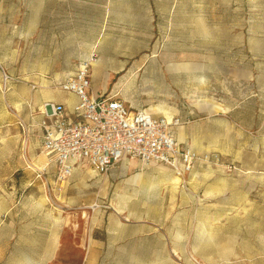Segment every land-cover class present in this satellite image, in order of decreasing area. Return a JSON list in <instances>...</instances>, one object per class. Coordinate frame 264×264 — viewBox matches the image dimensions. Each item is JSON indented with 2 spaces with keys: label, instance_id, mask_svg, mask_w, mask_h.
<instances>
[{
  "label": "rangeland",
  "instance_id": "1",
  "mask_svg": "<svg viewBox=\"0 0 264 264\" xmlns=\"http://www.w3.org/2000/svg\"><path fill=\"white\" fill-rule=\"evenodd\" d=\"M83 61L218 161L62 183L24 105ZM0 264H264V0H0Z\"/></svg>",
  "mask_w": 264,
  "mask_h": 264
},
{
  "label": "built area",
  "instance_id": "2",
  "mask_svg": "<svg viewBox=\"0 0 264 264\" xmlns=\"http://www.w3.org/2000/svg\"><path fill=\"white\" fill-rule=\"evenodd\" d=\"M90 65L89 61L80 62L73 74L54 85L76 95L73 117L52 101H45L38 108L41 119L36 125L41 147L48 161L55 165L58 180L65 182L78 163L106 174L126 157L167 165L180 178L198 162L218 161L216 154H199L178 142L174 131L182 124L179 117L130 110L119 98L91 95ZM4 77L7 81L8 77ZM36 87L31 84V89ZM21 125L26 132L22 121Z\"/></svg>",
  "mask_w": 264,
  "mask_h": 264
},
{
  "label": "crops",
  "instance_id": "3",
  "mask_svg": "<svg viewBox=\"0 0 264 264\" xmlns=\"http://www.w3.org/2000/svg\"><path fill=\"white\" fill-rule=\"evenodd\" d=\"M68 75H71V74H68ZM65 76H67V75H65ZM35 89H31V90H35ZM34 100H35L34 102L31 100L25 101V105H24L25 110H29L30 112H34L36 106L40 105L41 103H43L45 101H52L56 104L61 105L64 108L65 112L70 114L71 117H73V115L71 114L73 106L77 103V97L74 93L65 92V91H61V90H57V92H50V91L45 90L43 92L36 94ZM27 103H29V104L31 103V105H29L28 108H27ZM29 118H30V115H29ZM31 119L33 122L32 123L33 124L32 130H38L40 132L39 127L36 125V123L41 119V115H35L34 114L31 117ZM151 164H160V163H151ZM171 171H172V169H171Z\"/></svg>",
  "mask_w": 264,
  "mask_h": 264
},
{
  "label": "bare ground",
  "instance_id": "4",
  "mask_svg": "<svg viewBox=\"0 0 264 264\" xmlns=\"http://www.w3.org/2000/svg\"><path fill=\"white\" fill-rule=\"evenodd\" d=\"M176 64V63H175ZM182 64V63H181ZM180 64V65H181ZM174 65V64H173ZM187 67H189V66H187ZM182 68V67H181ZM222 110V109H221ZM37 166H39L38 164H37ZM175 175V174H174ZM169 176V175H168ZM178 176L177 177H175L174 176V178H166L165 180H164V178H163V180L162 181H164V182H168V181H170V182H172V183H175V182H177V180H178Z\"/></svg>",
  "mask_w": 264,
  "mask_h": 264
}]
</instances>
